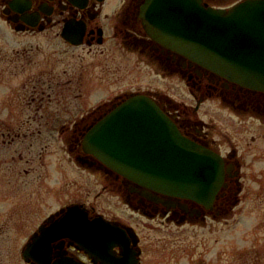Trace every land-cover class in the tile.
I'll use <instances>...</instances> for the list:
<instances>
[{
	"label": "flooded vegetation",
	"instance_id": "1",
	"mask_svg": "<svg viewBox=\"0 0 264 264\" xmlns=\"http://www.w3.org/2000/svg\"><path fill=\"white\" fill-rule=\"evenodd\" d=\"M151 1L0 0V56H2L1 54L6 56L3 62H0V71L10 73L12 76L16 75V77L20 74L31 73L34 69V62L30 58V51L35 50L33 43L30 46L21 47H14V45L18 41H27L30 38L35 41L37 37L39 39L46 37L59 48L67 46L73 49L81 48L89 53L135 54L147 67L152 69L157 80L165 77H178L191 85V87L189 86L190 93L196 99V104L191 107L192 112L197 113L205 99L215 97L236 111L250 110L252 113L256 112L259 116L264 117V91L233 82L179 51L164 45L151 35L148 25ZM240 1L244 0H203L206 6L213 8H228ZM38 48L40 46H37ZM41 71L37 73V77L33 73V77H28L22 83L19 88L21 93L17 94L16 100L15 93L12 94L14 100L8 98L7 93L0 94V116L7 112L2 108L7 107L13 113L40 119L39 126H42L46 114L49 116L51 114L50 103L53 100V96L50 94L51 89L55 94L61 91L58 87L52 86V81L58 80L52 78L56 74L50 73L51 70L46 73H44V69ZM45 75H50L51 79L46 81ZM1 77L4 79V76L0 74V81ZM80 78L83 79L82 76ZM159 84H161L159 81L156 82L154 88L150 89L143 87V84L126 87L125 83L112 89L95 103L87 100V105L83 107L84 110L79 114L74 122L73 130L70 132L74 134L71 150L76 152L75 159L81 166L97 174L105 182L103 184L104 191L111 190L132 211L138 214L148 217L160 215L176 223L185 221L205 223L212 215L216 217L227 214L232 198L238 200L244 187L242 183L243 167L237 149L233 147L229 151L223 152L221 147L216 145V141L209 138L207 131L209 125L200 118H194L189 109L181 107L169 94L157 89ZM80 95L83 96V93ZM143 95L154 100L186 137L198 145L222 155L225 184L217 192L212 204L206 205L194 199L154 190L115 168L112 163L107 162L98 154L87 150L86 140L92 132L138 131L139 125L144 131L148 127V120H144L140 114L136 113L138 106L143 113V105L130 103L134 98ZM45 98H49L47 102ZM61 100H63L62 96L61 98L59 95L56 96V102ZM8 102H13V104ZM57 107L61 108L62 106L56 104ZM127 107L130 109L128 113ZM57 111L61 112L60 109ZM46 125H48V121H46ZM59 129L64 133V123ZM15 130L18 129L6 126L5 130L0 131V150L2 147L10 149L11 146H15L14 149L8 150V154L13 160L17 159L18 147L22 149L26 146V141L31 145L35 143L28 139L29 132H24L25 136L20 138L22 132ZM18 140H21L22 146L17 144ZM28 148L29 146L24 149V152L25 150L26 152L30 151ZM3 156L5 155L0 151V166ZM20 157L28 164L30 163V158H25L23 154ZM38 160L44 166V157L40 156ZM31 173V170L23 169L21 176L26 178L25 185L31 195L30 197L28 194V200L32 210L35 205L36 187L31 183V180L27 181ZM10 187L12 192L14 189L12 181ZM55 193L56 195L48 192L47 202L49 204L51 199L61 195L60 187L55 190ZM54 201H56L55 198L51 202ZM56 202L58 203L53 208L46 206L43 211H40L41 206H39L30 211L27 216H22L20 212H16L13 216L12 219L18 215V219L23 222L27 221V229L29 228L20 243V258L25 264H41L39 258L49 260V264H64V260L67 259L85 264H95L94 255L101 251H107L109 256L116 258L124 257V252H133L139 258V264H144L148 247L140 227L129 219L130 215L125 212H116L117 214L110 216L98 209L95 204L81 201L65 206L60 201ZM22 204L20 205L22 206ZM70 204H80L79 209L85 212L70 216V218L84 219L87 217L88 222L85 223L92 224L93 229L77 231L74 228H64V219ZM21 225L26 226L25 224ZM4 226L5 224L0 223V232ZM77 234L83 235L84 238L93 236V241L87 243L78 240ZM94 239L98 241L97 244ZM108 240L112 242L108 243L103 250L99 244ZM24 247L29 248L28 261L23 258Z\"/></svg>",
	"mask_w": 264,
	"mask_h": 264
},
{
	"label": "rangeland",
	"instance_id": "2",
	"mask_svg": "<svg viewBox=\"0 0 264 264\" xmlns=\"http://www.w3.org/2000/svg\"><path fill=\"white\" fill-rule=\"evenodd\" d=\"M32 43L35 48L30 51L33 71L18 77L0 71L4 76L0 81V94L7 93L6 96L14 100L12 94L15 93L16 100L22 83L33 77V73L37 77L41 69L44 73L51 70L50 73L56 74L52 78L58 80L52 81V86L58 87L61 92L55 94L51 89V114H46L41 127L40 119L2 108L7 112L0 116V131L6 126H13L18 129L15 131L22 132L20 138L25 136L24 132H29L28 139L35 143L31 145L26 141V146L22 149L18 147L16 160L8 154V150L15 146L0 150L5 155L0 166V223L5 224L0 232V264H25L20 258V243L29 228L27 221L18 219V215L12 219L15 213L27 216L39 206L40 211L46 206L53 208L58 203L56 201L64 203V206L78 201L92 203L110 216L116 212L130 215L129 219L140 227L148 247L144 264H264V117L250 110L236 111L215 97L205 99L197 113L192 112L196 99L190 93L191 85L178 77L157 80L152 69L135 54L89 53L67 46L59 48L46 37L18 41L14 47L30 46ZM37 46L40 48L37 49ZM1 55L0 62H3L6 56ZM44 79L47 81L51 77L45 75ZM158 81L161 84L157 85V89L169 94L181 107L189 109L194 118H200L209 125V138L216 141L223 152L233 147L237 149L243 167L244 187L238 200L232 198L227 214L212 215L205 223H176L160 215L148 217L138 214L111 190L104 191L105 182L75 159L76 152L71 150L74 134L70 132L87 100L95 103L125 83L126 87L143 84V87L151 89ZM58 95L63 99L60 102H56ZM48 99L45 98V101ZM56 104L62 107L56 108ZM63 123L64 133L59 129ZM20 143L21 140H18L17 144ZM28 146L30 151L24 152ZM20 153L30 158L29 164L20 157ZM40 156L44 157V166L38 160ZM23 169L32 171L27 181L31 180L36 187L32 210L26 178L21 176ZM11 181L14 186L12 192ZM58 187L61 195L54 197V202H51L54 198L51 199L49 204L48 192L56 195Z\"/></svg>",
	"mask_w": 264,
	"mask_h": 264
},
{
	"label": "water",
	"instance_id": "3",
	"mask_svg": "<svg viewBox=\"0 0 264 264\" xmlns=\"http://www.w3.org/2000/svg\"><path fill=\"white\" fill-rule=\"evenodd\" d=\"M150 6L148 25L154 38L233 82L264 91V0H245L229 9L208 7L203 0H152ZM130 103L143 105V113L139 106L136 113L147 118V130L139 125L138 131L92 132L87 150L154 190L212 204L225 184L222 157L185 137L150 97ZM80 213L85 212L79 206H70L64 228L93 229L85 223L87 217L70 218ZM77 235L83 242L93 241V236ZM28 253L26 247L27 261ZM99 254L97 264H139L135 253L122 259ZM42 259L41 264L50 263ZM71 260L64 264H85Z\"/></svg>",
	"mask_w": 264,
	"mask_h": 264
}]
</instances>
